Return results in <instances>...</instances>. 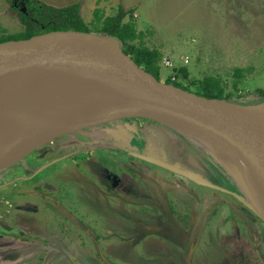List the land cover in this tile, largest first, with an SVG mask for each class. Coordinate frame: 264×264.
Instances as JSON below:
<instances>
[{
	"label": "rangeland",
	"instance_id": "rangeland-1",
	"mask_svg": "<svg viewBox=\"0 0 264 264\" xmlns=\"http://www.w3.org/2000/svg\"><path fill=\"white\" fill-rule=\"evenodd\" d=\"M118 1L104 11L115 14ZM137 5L131 17L136 29L144 33L147 48L162 54L159 81L176 76L191 86V80L215 76L226 93L246 104L256 88H264V0H139ZM10 6V0H0V33L22 29ZM80 13L91 25L93 9ZM182 66L187 80L175 74ZM235 67L251 68L237 91L230 87ZM86 106L89 112L56 117L68 116L59 122L64 123L101 110L131 113ZM139 119L150 125V133L135 142L128 131L110 132L103 142L98 136L101 146H79L81 135L63 136L0 170V233L12 229L16 249L0 252V264H264V221L242 197L239 182L216 167L199 141L151 119L129 121ZM104 125L95 128L109 131ZM135 153L219 189L129 156ZM103 171L121 182L109 186ZM142 224L155 229L141 233Z\"/></svg>",
	"mask_w": 264,
	"mask_h": 264
},
{
	"label": "water",
	"instance_id": "water-1",
	"mask_svg": "<svg viewBox=\"0 0 264 264\" xmlns=\"http://www.w3.org/2000/svg\"><path fill=\"white\" fill-rule=\"evenodd\" d=\"M43 76L82 78L101 86L81 95L65 93L55 97L51 103L53 109L48 113L52 116L58 115L59 102L63 99L96 100L104 96L139 102L144 105L145 112L101 110L64 123H59L57 117L52 118L19 144L9 159L0 158V170L13 165L54 137L122 118H146L180 132L195 143L200 141L210 149L220 151L264 204V115L256 109L264 102L244 105L224 99H209L161 82L126 55L116 38L104 34L52 31L0 43V91L15 83ZM7 104L0 102V108ZM133 156L190 181L219 189L200 177L148 155L135 153ZM249 204L264 221L254 203L249 201ZM153 228L147 225L145 232L150 233Z\"/></svg>",
	"mask_w": 264,
	"mask_h": 264
},
{
	"label": "trees",
	"instance_id": "trees-1",
	"mask_svg": "<svg viewBox=\"0 0 264 264\" xmlns=\"http://www.w3.org/2000/svg\"><path fill=\"white\" fill-rule=\"evenodd\" d=\"M10 1V10L16 12L22 29L15 34L0 33V43L28 39L32 36L52 31L73 30L104 34L116 38L126 55H129L139 67L153 75L157 80H160L158 62L162 55L159 50L149 49L145 46L143 41L144 33L137 31L136 25L131 18L133 9L125 11L118 7L115 14L105 16L100 8H95L93 11V22L88 25L80 15L78 3L65 7H52L37 0ZM127 17L129 19L125 20ZM250 72L251 68L235 67L230 87L237 91L240 84L244 82L246 74ZM175 74H179L184 80L188 79V72L185 68H180ZM165 83L189 92L196 89L198 91L193 93L209 99L215 98L236 102L233 95L226 93L224 83L215 76L210 75L201 80H191V86L182 85L179 83V79L177 80V77L172 80L171 76ZM247 101L248 104L245 102L237 103L250 105L264 102V88H256L252 93V97ZM81 110L89 112L91 109L83 108Z\"/></svg>",
	"mask_w": 264,
	"mask_h": 264
},
{
	"label": "bare ground",
	"instance_id": "bare-ground-1",
	"mask_svg": "<svg viewBox=\"0 0 264 264\" xmlns=\"http://www.w3.org/2000/svg\"><path fill=\"white\" fill-rule=\"evenodd\" d=\"M97 87H101L100 84L82 78L43 76L15 83L8 89L0 91V102L9 103L6 107L0 108V158L4 159L11 154L29 135L54 117L48 113L53 109L51 103L55 97L65 93L81 95ZM25 104L28 106H24ZM86 104H96L106 107L103 109L114 108L131 113L145 112L144 105L139 102L115 96H104L96 100L68 101L63 99L59 102L58 115L69 111L78 112V109L86 108ZM256 109L264 115V104ZM67 117L57 119L60 122ZM197 146L203 153L209 155L210 160L221 172L225 171L227 176L239 182L244 192L242 197L253 202L257 211L264 216L263 202L248 181L227 160V157L218 150L210 149L202 142Z\"/></svg>",
	"mask_w": 264,
	"mask_h": 264
},
{
	"label": "crops",
	"instance_id": "crops-1",
	"mask_svg": "<svg viewBox=\"0 0 264 264\" xmlns=\"http://www.w3.org/2000/svg\"><path fill=\"white\" fill-rule=\"evenodd\" d=\"M37 1H40V2H42L44 4L52 6V7H65V6H68V5L73 4L75 2V3L79 4V12H81L82 9H84V8L93 9V11H94L95 8H100L102 13L105 16H108L109 14L106 13V11H104L105 10L104 8L105 7H109L110 6L109 2H111L113 0H37ZM138 1L139 0H119L118 1L119 3H117L118 5L114 6V7H117V8L121 7L123 10L127 11L128 9H134L136 6H138L137 5ZM80 15H81V13H80ZM132 15L134 16L135 14L132 13ZM81 17H82V15H81ZM135 17H136V15H135ZM138 32H140V31H138ZM160 53H161V51H160ZM168 55H171V53L169 52ZM183 61L186 62V64H187L186 58H184ZM166 67H168V66H166ZM181 68H184V67L182 66ZM186 71L188 72L187 69H186ZM129 119H132V118L118 119L116 121L110 122V123L113 124L112 126H110V125L102 126L104 128H108L109 131L104 130L103 128L102 129H100V128L96 129L95 127H86V128H80V129L75 130V131H73L71 133H68V134H64V135H60V136L54 137L51 141H49V142H47V143H45V144L33 149L32 151H30L28 154H26L23 158H21L19 161H17L13 165L21 162L26 156H28L31 152H33V151H35L37 149H42L43 147H45L47 145H51L52 146V143H54L57 138L63 137V136L75 137L76 135H81L82 137H79L77 139V144L78 145H80V146L83 145L84 146V145H90V144L91 145H95L96 144V145L101 146L102 143L98 142V141H100V140H98V136L100 138H102V142H103L107 138L108 134H111L112 132H118L119 131V132L122 133V132L128 131L130 133H133L134 136L131 138V140H133V142H135L134 139H138L140 137L142 138V134L150 133L149 132L150 125L148 123H145L144 121L140 122L141 121L140 119H139V122L136 123L133 120L129 121ZM110 123H106V124H110ZM141 123L147 124V125H146V127H145V125H144V127H141V128H144V131H141V133L139 135L137 133V130L140 128V124ZM156 123H158V122H156ZM119 124H122V125L119 126ZM158 124H160V123H158ZM160 125L168 128L169 131L172 130L175 133H178V135L184 136L180 132L175 131L174 129H172V128L166 126V125H163V124H160ZM58 143L59 142H57V144ZM59 145L60 146L61 145L65 146L66 143L62 142V144H58V147H59ZM50 148H53V147H50ZM137 154H139V153H137ZM129 156L137 158L136 156H133L131 154H129ZM66 157H68L67 153H64L60 158H66ZM137 159H139V158H137ZM13 165H10L9 167H11ZM19 179H23V178H19ZM191 182H193V181H191ZM145 226H147V225H145V224L138 225L139 229H141V228L143 229V231H142L143 233H146L145 232ZM12 233H13L12 229L2 230V232L0 233V240H1L0 241V252H2L3 254L11 253V252H14L16 250L14 248V246H13L14 242H12L11 239H10V237L13 236ZM10 263H12V262H10Z\"/></svg>",
	"mask_w": 264,
	"mask_h": 264
},
{
	"label": "flooded vegetation",
	"instance_id": "flooded-vegetation-1",
	"mask_svg": "<svg viewBox=\"0 0 264 264\" xmlns=\"http://www.w3.org/2000/svg\"><path fill=\"white\" fill-rule=\"evenodd\" d=\"M108 125H110V126H112L113 124L112 123H110V124H108ZM91 145V144H90ZM89 145V146H90ZM80 146V145H79ZM70 153L71 152H69V153H67V156H69L70 155ZM103 174L106 176L105 177V179L106 180H108V182H109V186H117L116 184H119L121 181L120 180H117V177L116 176H114L112 173H110V172H107V171H103ZM115 178V180H113ZM120 181V182H119ZM172 181H173V179H172ZM193 184H195V185H199V184H197V183H195V182H192ZM175 184V183H174ZM175 186V185H174ZM178 186V185H177ZM179 188H181V186H179ZM152 224V223H151ZM157 228V227H156ZM155 229V228H154ZM157 229H159V228H157ZM140 231H141V233H142V231H143V229L141 228L140 229Z\"/></svg>",
	"mask_w": 264,
	"mask_h": 264
},
{
	"label": "built area",
	"instance_id": "built-area-1",
	"mask_svg": "<svg viewBox=\"0 0 264 264\" xmlns=\"http://www.w3.org/2000/svg\"><path fill=\"white\" fill-rule=\"evenodd\" d=\"M134 16H135V15H134ZM163 64H164L165 66H168V67H171V66H172L171 62H170L168 59H164V60H163ZM171 79H172V80H175L176 77H175V76H172Z\"/></svg>",
	"mask_w": 264,
	"mask_h": 264
}]
</instances>
